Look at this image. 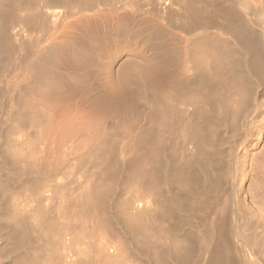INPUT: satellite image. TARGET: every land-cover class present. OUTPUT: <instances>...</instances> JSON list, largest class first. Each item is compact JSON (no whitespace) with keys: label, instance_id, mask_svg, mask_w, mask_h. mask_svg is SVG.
Masks as SVG:
<instances>
[{"label":"bare ground","instance_id":"obj_1","mask_svg":"<svg viewBox=\"0 0 264 264\" xmlns=\"http://www.w3.org/2000/svg\"><path fill=\"white\" fill-rule=\"evenodd\" d=\"M146 7L147 32L137 26L130 38L135 41L146 33L140 41L155 51L163 80L148 83L146 102L151 114L131 144L133 156L127 158L128 164L125 161L130 171H119L117 156L132 123H122L121 130L118 123L129 112L133 122L140 119L143 110L137 107L145 95L136 102L125 91L104 94L96 85H90L95 75L88 69L81 80L90 81L89 97L97 101L98 108L92 116L81 119L82 116L72 123L73 133L63 145L60 159L51 166L55 178L71 160L68 165L74 169L70 171L72 175L76 173V179L71 181V177L70 181L79 179L75 184L68 178L67 184H55L53 178L42 175L36 150L40 137L33 131L25 133V128L19 127L21 141H6V146L11 144L6 154L1 153V168L10 171L11 176L0 175V255L5 250L3 232L13 252L11 264H264V170L260 181L253 173L248 178L246 195L251 203L247 213L255 216L251 222L249 215L248 221L247 217L245 222L242 220L238 213L244 212L242 207L233 210L226 198L208 196L211 190L220 189L222 180L205 174L220 167L218 154H214L217 140L223 136L220 128L229 130L238 124L252 104L255 109L260 107L255 90L261 87L264 91V0H0V68L7 56L15 58L13 69L20 70L19 86H23L16 87L20 94L10 99L8 116H14L19 126L21 121L28 128L44 125L50 116L48 109H44L45 116L38 109L41 103L32 104L29 95L23 98L24 89L40 97L44 91L59 89L61 81L54 63V47L46 46L43 52L33 55L24 50L29 43L20 41V52H26L15 56L12 38L19 39L28 31L31 44H36L41 36L34 39L33 33L45 35L56 27L61 14L96 10L114 15L131 10L134 15L128 14L136 16ZM137 23L136 20L134 26ZM151 29L166 30L163 33L172 39L180 34L185 43L177 50L170 46L172 52L164 51L165 40L152 38ZM8 30L15 37L10 39ZM121 33L120 26L113 25L110 43L120 42ZM92 56L88 54L86 58L92 60ZM151 132H156L154 139ZM260 134L258 144L264 141ZM1 137L2 132L0 140ZM171 157L177 161L171 162ZM141 159L142 164L137 166ZM256 165L261 169L262 164ZM131 170L132 179L127 176ZM196 170L203 175H197ZM150 172L152 185L147 187L142 179L150 177ZM16 177H21L16 191L20 196L15 195V201L8 206L9 199L5 198L16 190L11 187ZM108 179L112 182L107 183ZM130 184L133 188L127 192ZM162 184L170 192L175 187L181 192L174 191L178 196L172 192L167 198L160 191ZM44 190L52 195L44 199ZM55 197L63 198L62 205L55 206V210L60 207V212L54 211L58 217L53 210L48 211L51 205L44 204L46 209L42 204ZM58 218L64 221L60 223Z\"/></svg>","mask_w":264,"mask_h":264},{"label":"rangeland","instance_id":"obj_2","mask_svg":"<svg viewBox=\"0 0 264 264\" xmlns=\"http://www.w3.org/2000/svg\"><path fill=\"white\" fill-rule=\"evenodd\" d=\"M147 9H148V7L143 8V10L137 11L136 16H130V15H134V14H132L131 10L119 11V13H116L114 15H110V12H108V11H106V12L97 11L96 12V10H84V11H81V12L74 14V15H71V16L70 15L68 16L67 14H61L59 19H58V23H56L57 24L56 27L51 28V30L46 32L45 35H42L40 31L33 33L34 35H32L31 37H34V39L37 38V36H39V37L41 36L40 41L36 44H31V41H30L31 38L29 36L30 33H28V31L25 32V35H22V37L19 38L20 40L19 39L15 40L16 37H15L14 31H16V29H18V27L13 30L14 33L12 32V30H8L9 38L11 39V37H13L12 35H14V37H15V38H12V41L14 40L13 44H15V47H16V51H15L16 53L13 54L15 56L22 55L21 53L24 50H26L27 52H31L33 55L40 54L41 52H43L46 49V46H47V48L48 47H54L57 50V55L54 58V63H55V65L59 71V74H60L59 80H61V81H59V85L61 87L59 86V89L51 90L49 92L44 91L42 94H40V97H39V94L38 95L35 93L33 94L30 91H27L24 89V92L25 91L26 92H25V94H23V98L25 96L27 97V95H29L28 100L31 101L32 104L39 106L38 103H41V105L38 107V109L40 110V112L42 111L44 114L46 113L44 111L48 109L47 113L50 116H48L47 113L45 116H48L50 118L49 119L47 117L46 122L47 121L49 122V120H50V122L49 123L47 122L44 125H43V123H40V125H39L40 128L38 127V125H35V127H36V128L34 127L35 129L32 128V126H31V128H28V124H26L25 121H21L20 126H19V124H16V121L14 120L15 119L14 116H11V117L8 116L10 114H8L7 111H9V108H10V106H9V104H11L10 99L12 100V98H14V96H16L18 98V95L20 94V90H18L17 88L23 87V86H19L20 70L13 69V68H15L14 67V63L16 61L15 58H9L8 59V56L6 57L4 63L2 64V66L0 68V103H3L2 113L0 110L1 129L3 128L0 131V132H2V137L0 140V151H1L0 152V162H2L1 161L2 156L4 154H6V151H8L9 144H11V143L12 144H18L19 141H21L20 140L21 135L18 133V131H19V127H23V128H25V131H26L25 133H28V132L32 133V131H33V133L35 132L34 133L35 136L38 135L41 138L40 139L38 137L39 138L38 140H40V141H37L38 147L36 146V148H37L36 150L38 151V153H37L38 163L40 164L39 166L41 167L40 169L42 170V175L44 177H46L48 179L53 178L55 184H61L63 182H64L63 184H67L66 182L68 181V179H69L68 182H71L74 179H76V173L73 171V174L75 173L74 174L75 176L72 175V171H70L72 169V166L68 165L69 161L71 163V160H69L67 163L65 162L67 165L64 164L65 168H63V173H59L55 178L52 175L53 167H51V166L55 165V163L58 161L57 159H60V152L63 153L64 150H62V149L65 147L67 140L70 137L69 135L73 133L72 130H74V129L72 127H74V125H72V123H74L75 120L80 119V117H82V116L83 117L81 119H83L84 117H86L88 115L92 116V113H94L95 110L98 108L97 101L94 102L91 99V97H89V93H88V88H90L88 83L90 81H92L93 83L90 82V85L91 84L96 85V87H98V89L102 93H104V92L109 93L111 90L114 92L115 91L119 92V93L122 91H125L126 93H129L128 95H130V97L136 102H139L140 95H142L141 97H143L145 95L144 96L145 101L143 100L144 97L142 99H140L141 101L139 102V105L140 104L141 105L140 106L138 105V107H137V109H139V111H140V109L143 110V111H141L142 114L140 116V119L137 118V120H135L133 122L132 121L133 116L131 115L132 113L129 112V113H126L127 116H126V118H124L125 120L121 119L118 123L119 124L118 125L119 130H121V128H122L121 125H123L125 122H127V124H128V122L132 123V126H131L132 129L130 128V130H128V132L124 135V139L122 138L123 141H122V144H120L119 152H118L119 155L117 156L118 162H120L119 163V165H120L119 171L121 170V168L123 170L125 169L124 171H122V173L125 171L128 173V170L130 171V169H131L130 167H127L129 169H127L125 167L128 164V160L133 156V151H131L132 150L131 144H132V142H134V140L136 141V138L139 136L140 131L148 124L149 116L151 114V109L146 102V95H148V83L151 81H154V80L160 81V83H161V81L163 80V77L162 78L159 77V76H161L158 73V71H159L158 69H159L160 64H158V61L155 58V54H154L155 51L150 50L148 47V44L142 43L140 41V40L146 38L145 37L146 33H144L143 36H139V38H137V40H135V41L132 40V38H130L133 34L135 27H137V26H141V28H144L143 30L147 32V30H148V28H147L148 22L146 21V19H147L146 16L148 17V12L146 11ZM145 11L147 13H145ZM129 16L132 19L131 18L129 19ZM138 19L140 21H142V22H140V25H139ZM136 20L138 21V23L136 26H134L135 25L134 23H136ZM115 24L120 26L121 31H122L121 40H120V42L116 43L117 45L116 44L113 45L114 43L113 44L110 43L111 35L109 34L110 28ZM132 24H133V27H132ZM145 24L147 26H145ZM165 31L166 30H162V31L160 30L159 31L156 29H154V30L151 29V31H150V33H151L150 35H152V38L160 39V41L165 40L164 41L165 43L162 44V46L164 45V47H163L164 51H167V52L171 51L172 52L173 51L172 48H175L177 50V48L183 47V45L185 43L184 36L181 37L179 34L180 37L176 36L178 39L174 37L175 39H177L176 40L177 42H175L174 38L172 39L170 37V35L163 33ZM38 32H39V34H38ZM182 35H184V34H182ZM20 41L26 42V44L29 43V44H27V47L29 49L25 48L23 51L20 52V50L18 48L20 46L19 45ZM166 42H169V43H166ZM108 43H110V44H108ZM174 43H176L177 45ZM32 46H34V47H32ZM26 51H24V52H26ZM88 54L93 55L92 60L86 58V55H88ZM88 69L93 71L95 76L93 77V80L91 79L89 82L87 81V83H86V82H83L81 79L83 77L82 75L85 74L84 71H86ZM15 70H18V71H15ZM18 73H19V75H18ZM151 78H152V80H151ZM13 85L14 86L17 85V86L14 87ZM13 90L15 91V94H13L14 93ZM135 92L138 93L139 96ZM255 94H256L255 97L258 101V105L260 106L258 109H255V107L252 104V106L249 108L250 112L249 113L247 112L248 114L247 115L245 114L242 117V119L239 121L238 124H236L232 128H229V130H227L226 128L224 129L223 127L220 128L221 130L222 129L224 130L223 134H222L223 136L220 137L219 140H217L218 147L216 149H218V151L216 149L214 151V154H215V152H217L216 155L218 154L217 155L218 157L216 155L215 156H216L217 161L219 162L218 164L220 167H218L216 171H208L205 173L207 175L217 176V178H219V180H222V181H220V189H218L217 192H215L214 190H211V192L209 193L208 196H210L212 199H220V200L226 198L228 200V202L230 203L229 206L233 210L234 209L238 210L242 207L244 209V212L242 210L238 213L240 215L242 214L241 215L242 220L247 217L246 218L247 221H248L249 217L252 216V215L247 213L248 204L251 203V198L249 197V199H248V197L246 195L248 185L250 184L249 179L253 173L254 176L256 177V181L257 180L260 181L261 175H263V170H264V168H263L264 167V141H262L261 144H258V141H257L258 138L261 136V134H260L261 132L264 136V125H263L264 124V100H263L264 99V91L261 87H256ZM30 95H32V100L35 99V102L30 100V98H31ZM37 96L40 99H38ZM1 99H2V101H1ZM37 99L39 100V102H37ZM28 100H26V101H28ZM102 103L103 102L101 101L100 106H102ZM253 107H254V109H253ZM0 109H1V107H0ZM199 113L200 112H197V114H196L197 116L196 115L195 116L198 117ZM78 115H79V117H78ZM41 124L43 125V127ZM211 124L212 123H210V125ZM69 125H70V128L68 129ZM125 125H126V123H125ZM211 126H214V125H211ZM44 127H46V128H44ZM42 128L45 130H43ZM36 129H37V131H36ZM67 133H68V135H67ZM155 133L154 132L150 133L152 136L151 137L152 139H154L156 137ZM25 135H27V134H25ZM42 135H44V137ZM126 135H128V136H126ZM63 136H66V137H63ZM67 136H68V138H67ZM18 137H19V139H17ZM125 137H127V139ZM61 138H64V139H61ZM41 140H42V142H41ZM6 141H10L11 143L9 142V144L6 146ZM38 142H39V144H38ZM61 143H62V145H61ZM63 145H64V147H63ZM126 145L130 146V147H127ZM51 148H53V149L51 150ZM120 149H121V151H120ZM52 151L54 153H52ZM38 154L40 156H38ZM119 158H121V159H119ZM127 158H128V160H127ZM171 158H170V160H171ZM49 161H50V163H49ZM53 161H54V163H53ZM125 161L127 162V164ZM175 161H177V160L176 159L173 160V158H172L171 162H175ZM142 162L143 161L141 159L138 163L136 162L137 163L136 165L138 166V164L140 165V164H142ZM256 163L257 164L259 163V166H261V164H262V166L260 167L261 169H259V167L256 165ZM150 165L152 166L153 164L151 163ZM69 166H71V167H69ZM255 166H256V169H258V170L253 169V168H255ZM68 167L70 169H68V172H67V170H65V169H67ZM2 170H3V172H2ZM72 170H74V169H72ZM224 171H227L229 174L227 175L226 172H224ZM131 172L132 173L129 172L130 173L129 175H127V173H124V174H126L128 177H131V179H132V176H133L132 174L134 173V171L131 170ZM151 172H150V175L152 174ZM196 173H197V175H200V176L203 175V172L199 171V170H196ZM0 175L1 176L3 175V177H5V178H7V177L9 178L11 176L10 171L6 170L4 167L1 168V163H0ZM67 175H69V176H67ZM218 176H220L221 179ZM71 177H72V180L70 181ZM135 177L136 176H134V178ZM66 178H68V179L66 180ZM143 178L144 179H142V181H144V183L143 182L142 183L144 185L147 184L146 185L147 187L149 185L150 186L152 185L151 184L152 183V181H151L152 175L150 177L146 176V178L145 177H143ZM20 179H21V177L20 178L16 177V180H14V179L11 180L12 181L11 187L13 189H16V190H14V191L11 190L12 193L9 194V196L7 198H5L6 201H8L7 199H9V201L6 202V205L11 204L13 201H15L16 198H18L20 196V195H16V194H19V192H20V191L18 193L16 192V191H18L17 188H18V185H19L18 182ZM78 180L79 179L77 178L76 182ZM106 182L111 183L112 180L110 181V179H108V180H106ZM71 183L75 184L74 182H71ZM260 184H261V182H260ZM128 187H127L126 191L128 190ZM161 187H160V191L161 192L164 191L163 194H165L167 196V198L171 197L170 195L172 192L174 194L177 191H178V193H179V191L181 192V190H177L176 187L173 188L170 192L169 191L170 189L167 187L166 184H165V186L163 185ZM132 188H133V186L127 192H130V190H132ZM134 189H135V187H134ZM178 189H180V188H178ZM137 190H135V192ZM126 191H123V196H124V193H126ZM51 193L52 192H50V191L45 192V190H44V192L42 194V195H44L43 198L46 199L49 196V194L52 195ZM176 196H178V195H176ZM56 198L57 197L50 199V200H44L43 201L46 203H47V201H48V203L50 201L51 204H48V203H47L48 205L46 203H42V204H43V206L45 204L46 206L51 205V208L54 207V209H51L50 207H48L49 208L48 209L46 206H44V207H46V209H48V211H50V213L53 210L52 214L54 213V214H56V217H58L59 213L54 212V211H59L58 208H60V207H58L57 210H55V209H56L58 204L62 205V203H63L62 199L63 198H61V200H59L60 197L57 198L59 201H57ZM16 201H18V199ZM52 201H54V204H55L53 206H52V204H53ZM56 203H57V205H56ZM248 215H249V217H248ZM253 217H255V216H252L251 219H249L250 222H251ZM246 219H245V221H246ZM58 220H60V219L58 218ZM62 221H64V220H60V223ZM197 222L201 223L200 220H197L196 223ZM2 234H3V239H4V245L3 246H4V249L7 251L5 252V250H4V252L0 255V262H3L5 264H11L13 252H11L12 250H11L10 241H9V238L6 236L5 233L2 232Z\"/></svg>","mask_w":264,"mask_h":264}]
</instances>
